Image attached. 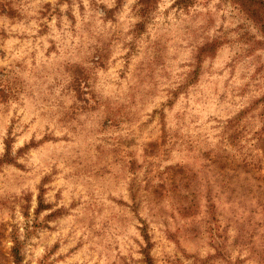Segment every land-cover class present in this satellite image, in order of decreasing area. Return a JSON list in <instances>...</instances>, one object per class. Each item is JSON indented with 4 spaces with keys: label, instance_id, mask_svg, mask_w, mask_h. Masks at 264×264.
<instances>
[{
    "label": "rangeland",
    "instance_id": "obj_1",
    "mask_svg": "<svg viewBox=\"0 0 264 264\" xmlns=\"http://www.w3.org/2000/svg\"><path fill=\"white\" fill-rule=\"evenodd\" d=\"M141 1L0 0V264H264V29Z\"/></svg>",
    "mask_w": 264,
    "mask_h": 264
},
{
    "label": "trees",
    "instance_id": "obj_2",
    "mask_svg": "<svg viewBox=\"0 0 264 264\" xmlns=\"http://www.w3.org/2000/svg\"><path fill=\"white\" fill-rule=\"evenodd\" d=\"M152 2L153 0H143L141 2ZM155 1V0H154ZM194 0H178V4L187 7L190 4L193 3ZM237 4H239L242 9L249 15L251 19L259 23L263 29H264V0H234ZM260 102H264V97L259 100ZM147 246L143 248V255H144V261L146 264H155L154 259L151 255L150 248H151V243L149 236L146 232L143 234ZM17 263L19 262V254H15Z\"/></svg>",
    "mask_w": 264,
    "mask_h": 264
}]
</instances>
